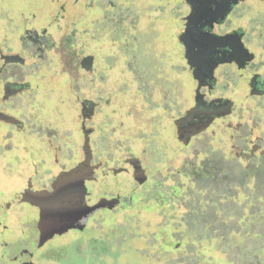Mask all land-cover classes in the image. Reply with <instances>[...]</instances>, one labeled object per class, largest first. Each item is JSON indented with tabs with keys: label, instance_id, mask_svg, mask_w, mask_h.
I'll use <instances>...</instances> for the list:
<instances>
[{
	"label": "flooded vegetation",
	"instance_id": "af4514ba",
	"mask_svg": "<svg viewBox=\"0 0 264 264\" xmlns=\"http://www.w3.org/2000/svg\"><path fill=\"white\" fill-rule=\"evenodd\" d=\"M255 5L263 10L264 0H0V164L4 171L23 182V187L15 194V198H10L12 200L6 198L7 194L0 190L2 219L13 221L12 219H18L16 215L31 214L33 211L39 214L41 211L30 195L37 190H50L55 176L60 171L68 170L60 168L57 174L47 177L48 169L41 167L45 159H50L53 165H57L68 143V133L66 127H63L65 115L60 107L61 100L51 95L53 83L50 69L51 61H55V58L51 57L50 50L55 48L57 51L61 48L58 49L61 54L70 50L73 41L68 42V38L73 40L74 32L66 33L69 22L77 26L79 47L75 57L77 62L72 64L78 74L81 85L79 89L84 91L75 97V102L80 107L78 124L83 142L80 144L81 159L73 166L86 158L92 166L93 173L88 187L89 203L93 183L97 178L96 172L102 166L91 143L95 133L92 122L102 107H110L112 104V93L105 95L104 100L100 96V60L103 61L104 68L111 70L117 64L110 57L116 53H124L125 63L122 62L121 66L129 73L128 81L134 82L132 71L144 70L147 64V51L139 48L138 35H145L150 31L154 37L161 36L164 34L162 29L165 18H168L169 34L174 42L170 47L174 55L172 68L181 69L182 55V68L190 76V103L181 111L179 82L174 83L172 90L161 86L162 89H158L160 97L153 101L154 91L148 90V83L140 79V87L136 91V98L144 103L140 109L155 113L160 111L156 118L146 121V124L153 125V134L163 129L161 134L165 135V139L168 136L172 138L171 134L175 130L176 136L173 135V139L180 148L181 145L189 146L192 141L213 137L218 127L229 128L228 118L233 115L240 117L242 122L238 129H241L242 134L239 141L243 148L238 150V158L240 160L243 153L252 157L255 165L252 176L258 180L261 177L260 170L264 169V45L257 42L251 34L256 33L260 21H264V15L252 13L250 6ZM74 7L76 10H73ZM58 32L60 34L56 37L62 39L59 44L53 40V34ZM102 40L109 44L110 50L102 51L105 50L101 46ZM55 53L59 54L58 51ZM59 58L61 59L60 55ZM59 73L61 77L65 74L68 78V67H61ZM63 78L57 81V85L63 83ZM149 101L153 103L149 104ZM197 102L191 119L178 124L177 120L186 115ZM240 102L244 103L238 104ZM127 108L129 113L137 109L132 102L127 104ZM111 111L115 113L116 109ZM160 117L169 120L166 128L159 126ZM208 119H211L208 125L197 131L199 124ZM255 126L259 127L253 140L257 148H247L249 129ZM209 129L211 133L207 135ZM153 134L146 139L151 140L155 135ZM150 146L154 147L152 151L157 160L169 154L163 164L170 163L173 156L170 152L175 153L173 146L171 149L165 146L167 150L164 155L163 147L154 142H146L142 153L149 152ZM9 152L11 155H8ZM38 157H41L40 160H37ZM123 162L134 167L144 183L148 182L147 168L140 156L127 151ZM123 169L125 168L115 170V175ZM227 171L221 170L225 188L228 183ZM213 176L214 173L211 177ZM79 177L80 184L84 178L82 172ZM164 177L172 180L177 177L178 181L173 184V194L179 197L180 177L189 178L190 182L196 181V178H191L179 167L167 171ZM154 183L158 186L157 181ZM226 195V190L220 194L221 198ZM144 196L157 199L153 191L146 189L145 193L131 194L129 200L143 199ZM106 197L119 198V202L93 212L87 217L83 229L73 228L60 235L54 234L41 245L32 243L28 238L30 235H26L24 242L28 246L20 252L21 264L55 261L52 254L63 249L65 245L61 240L69 231L77 235L91 231L87 239L81 240L88 243L97 229L90 223L95 214L127 206V202L120 196ZM32 228L34 231V227ZM40 250L42 251L39 252Z\"/></svg>",
	"mask_w": 264,
	"mask_h": 264
},
{
	"label": "rangeland",
	"instance_id": "374dc122",
	"mask_svg": "<svg viewBox=\"0 0 264 264\" xmlns=\"http://www.w3.org/2000/svg\"><path fill=\"white\" fill-rule=\"evenodd\" d=\"M250 7L252 13L264 15V9L262 10L258 5ZM73 10H76V8L74 7ZM167 21L168 18H165V26L162 29L164 34L161 35V38L165 36L166 45L172 47L173 40L167 38L170 35ZM260 22L256 33L254 32L251 36L264 45V21ZM68 24L66 33L71 34L74 32L73 40L70 37L68 38V42L73 41L70 50H64L66 52L61 54V51L58 50L61 49L58 48L60 45L56 47L59 54L55 53L57 52L55 48L50 50L51 57L55 58V61H51L52 66L50 69L53 83L51 95L61 100L60 107L65 115L63 127H66L68 133V143L63 153H61L57 165H53L50 159L42 161L43 166L41 168L48 169L47 177L57 174L60 168L69 169L81 159L82 155L80 144L83 139L78 124L80 107L75 102V97L77 94L84 93V91L79 89L81 85L78 81V74L74 71L75 67L72 64L77 62L75 57L79 47L76 36L77 26L70 22ZM159 28L161 29L160 24ZM59 34V32L53 34V40L57 41L58 44L62 41V39L56 37ZM138 38L139 48L149 50L145 62H147L146 67H151L152 60L159 61L156 59L157 56L154 57L153 51L155 47L162 44L161 38L152 39L150 31L145 35H138ZM151 41H153V44H150ZM101 46L105 49L102 50L103 52L110 50L109 44L103 40ZM151 48L154 50L152 51ZM59 55L61 59H58ZM101 56L104 55L101 54ZM123 59L120 58V62L111 70L104 68L102 66L103 61L100 60L101 67H103L100 71L102 81L107 77V87L103 84L100 85V96L104 100L105 95L112 93V104L110 107H102L92 122V125L95 126V133L92 135L91 143L97 151V157L102 162V166L96 172L97 178L93 183L91 203L99 202L110 195L112 197L120 196L127 202V206L112 209L109 212L100 211L95 214V218L90 223L97 228H102V231L97 230L98 233L92 238L95 247L90 246L89 242L81 241V238L89 236L91 232L77 235L73 231H69L68 234L62 237L61 241L65 245L63 249H59L52 254L56 260H44L42 264H264V252L257 249L262 239L248 238V235L244 233L241 236V229L239 234H233L235 231H232L230 235L227 233L230 228L229 221L234 219L225 217L228 213L227 210L230 209L227 200H235L237 204V208L234 212L232 211L233 213L240 212L243 202L242 196L247 193V188L243 184L252 188L256 180L252 176L255 166L252 157L243 153L240 160L238 158V150L243 148L239 141L240 134H242L241 129H238L242 122L240 117L233 115L228 118L229 128L218 127L213 137L207 136L197 142L192 141L187 147L181 145L179 148L175 139H173V135L176 136L175 130L171 134L172 138L168 136L166 139L164 138L165 135L161 134L164 131L163 129H161V132H155V135L151 132L153 125L150 123L147 125L146 121H152V118H156L160 111L155 113L154 111L140 109V106L144 104L142 100L136 98V91L140 87V83L128 81L129 76L121 66ZM61 67H68V78L65 74L63 75L64 78L61 77L62 75L59 73ZM182 76L179 83L181 111L189 105L188 93L191 86L188 76L186 74ZM62 78L63 83L57 85V81ZM124 80H127V82ZM146 87L148 90L154 91L152 93L153 101L160 97L158 94L160 87H156L155 90L151 85H146ZM114 92L117 93L115 94L116 97L113 95ZM153 101H149V104ZM131 102L134 108L137 109H133L132 113H129L127 112L129 111L127 104H131ZM113 108L116 109L115 113L111 111ZM158 121L159 126L162 128H166L169 123L166 117H160ZM145 126L148 128L146 129ZM258 128L255 126L249 129L250 136L247 138V148H253V146L257 148L253 140L258 134ZM210 130L206 133L207 135L211 133ZM151 134L154 135L153 138L151 140L146 139ZM146 142H154L161 148L169 146L171 149L173 146L175 153L170 152V155L173 154L170 163L164 162L163 164L165 158H169V154L157 160L158 158L154 156L152 151L153 146L149 147V152L142 153ZM166 150L164 148V155ZM127 151H131V153L137 154L143 159L147 168V183H144V180L138 176L134 167L123 162ZM8 155H11V153L9 152ZM40 158L38 157L37 160H40ZM122 167L125 169L115 175V170ZM174 167H179L191 178H196L197 185L195 186L197 190L201 187H209L212 182L224 185L222 184L224 179L221 177V170H228L226 188H228L227 191L230 196H234H226L225 200L222 201L223 205L218 213L222 215L225 222L221 226L219 224L213 226L209 223L205 224L206 227L194 226L199 214L203 216L209 213L207 212L209 207L195 210L197 197L203 195V192L194 190V188L188 190L189 178L180 177V197L174 196L173 184L174 181H178L177 177H174L175 180L164 177V174L167 171L170 172ZM13 168H16V166H13ZM212 173L215 176L211 177ZM262 178L264 179V177ZM155 181H157L158 186L155 185ZM229 185L233 187H229ZM22 187L23 182L16 180L12 174L4 171L3 165L0 164V190L7 194L6 198L10 199L12 197L14 199L15 194ZM146 189L153 191L157 199L144 196L143 199L129 200L131 194L145 193ZM232 206L235 207V205ZM16 216L18 219L4 221L2 215H0V264H21L20 252L27 249L28 246L25 243L26 235H30L28 238L32 243L39 245L52 238L48 234L44 212L38 214L33 211L31 214L25 213ZM189 217L191 218L187 220ZM109 226L111 227L109 228ZM122 226L125 227L119 230L120 234H108L110 229ZM32 227H34V231ZM216 227L221 229L220 232L223 235L218 236L215 234V236L209 237ZM193 228L210 231L204 232L205 238L199 241L196 240V236L201 237L199 233L188 234L187 232ZM258 228L261 227L258 226ZM52 242L50 241V243ZM97 245L100 249L96 248ZM60 254L61 258L59 259Z\"/></svg>",
	"mask_w": 264,
	"mask_h": 264
},
{
	"label": "trees",
	"instance_id": "16d2710c",
	"mask_svg": "<svg viewBox=\"0 0 264 264\" xmlns=\"http://www.w3.org/2000/svg\"><path fill=\"white\" fill-rule=\"evenodd\" d=\"M150 26H152V25H150ZM167 26H168V31H169V24H167ZM155 36H157V35H155ZM153 38L159 39V38H161V36H158V37L152 36V39ZM167 38L172 40V38H170V35H168ZM161 41H162V44H160L159 47H155L154 51H153V48H151V50L154 53V57L157 56L156 59L159 61L155 62L152 60V63L150 64L151 67L145 66V69L141 70L142 72H137L135 70L132 71L133 72L132 79L135 83H141L140 79H142L143 82H147L148 85H151L153 88L154 87H160L162 89V87H163L165 89L172 90L174 83L175 84H178V82L180 83L181 77H183L182 75L186 74L189 79H190V76H189V73L182 68V65H183V56L182 55H181V59H180L181 69L180 70H173L172 61L174 59V55L171 52L170 47L168 45H166L165 36H164V38H161ZM150 44H153V41H151ZM145 51H147V49ZM148 52H149V50L147 51V53ZM110 58H111L112 62L116 63V64H118V62H120L119 61L120 58L121 59L124 58L122 60V62L125 63L124 53H116L115 55L111 56ZM145 60H147V56H146ZM154 60H155V58H154ZM154 64H156V65H154ZM101 69H103V67H101ZM126 73L129 75L128 72H126ZM106 81H107V77H105L104 81H101V84H103L105 87H107ZM179 90H180V86H179ZM114 94H117V93L114 92ZM188 102L190 103L189 98H188ZM260 173H261V175H260ZM263 175H264V169H261L259 172V176H261V177H259V179L254 182V186L252 188H249V187H247L246 184H243V186L245 185L247 188V193L243 194L244 196H242L243 202H242V205L240 207V212L233 213L235 208H237V204H236L235 200L231 201V199H228V200L226 199L228 201L230 209L227 210L228 215L226 214L225 217L234 218L233 220H230L229 224H228L230 226L229 230L227 231V233L229 235L231 234L232 231H235V233H233V234H237V233L239 234L240 233L239 230L241 229L242 230L241 236L246 234V235H248V238L256 237L257 239H262L260 241L261 244L257 247V249L264 252V179L262 178V177H264ZM196 182L197 181H191L188 190L189 189L192 190L193 188H194V190H197L196 186H195V185H197ZM229 187H233V186L229 185ZM224 190L227 191V189L223 185L216 184L214 182H212L210 184V186L207 188L201 187V189L197 190V191L203 192V195L197 197V203H196V207H195L196 209L195 210H197V209L200 210V209H202V207H209L208 211H207L209 213L208 214L206 213V215H203V216L201 214H199L198 218H196V221H195L196 224H199V225L194 224V226H205V224H207V223H209L213 226H215L216 224H219L221 226L225 222V221H223L224 218L222 217V215L218 213L220 208L223 205L222 201L225 200V198L222 200L221 196H220L221 192L223 193ZM226 196L231 197L234 195L230 196V193L227 191ZM232 205H235V207ZM231 214H232V216H231ZM190 218L191 217H189L187 220H189ZM258 226H260L261 228L259 229ZM110 227L111 226H109V228ZM124 227L125 226L110 229L108 231V234H115V235H117L116 233L120 234L119 230L124 228ZM101 229L97 228L96 231L97 230L100 231ZM96 231H94V234L92 237H94V235H96V233H98ZM104 231L105 230L103 229V232ZM209 231L210 230H206V229L199 230V229L193 228L191 230L189 229L187 232H188V234L189 233L194 234L195 232L199 233L201 237L196 236V240L201 241L203 238H205L204 232H209ZM212 231H211L212 234H210L209 237L215 236V234L218 236L223 235L220 232L221 231L220 228L218 229L216 227ZM79 234L83 235L84 233L80 232ZM53 236H54V234L51 235V237H53ZM99 239H101V238H99ZM81 240H84V238H81ZM88 244L90 246L95 247L94 239H90ZM100 244L102 247L103 246L102 240H101ZM98 246L99 245H97L96 248H99ZM60 258H61V254H60Z\"/></svg>",
	"mask_w": 264,
	"mask_h": 264
},
{
	"label": "water",
	"instance_id": "95a60500",
	"mask_svg": "<svg viewBox=\"0 0 264 264\" xmlns=\"http://www.w3.org/2000/svg\"><path fill=\"white\" fill-rule=\"evenodd\" d=\"M197 105L198 102L188 110L186 115L177 120V123L179 124L185 119L190 120ZM210 120L199 124L197 131L205 128ZM181 134L183 135V133ZM81 172L84 178L79 184ZM92 173V166L86 158L70 169L60 171L52 181L50 190L42 189L32 192L30 197L34 200L37 208L46 214L45 220L49 237L53 234H63L73 228L83 229L89 215L119 202V198L106 197L96 204L89 203L88 187Z\"/></svg>",
	"mask_w": 264,
	"mask_h": 264
}]
</instances>
